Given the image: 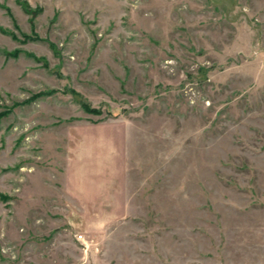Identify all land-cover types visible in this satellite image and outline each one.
Here are the masks:
<instances>
[{
	"label": "rangeland",
	"instance_id": "374dc122",
	"mask_svg": "<svg viewBox=\"0 0 264 264\" xmlns=\"http://www.w3.org/2000/svg\"><path fill=\"white\" fill-rule=\"evenodd\" d=\"M0 28L1 264H264V0H0Z\"/></svg>",
	"mask_w": 264,
	"mask_h": 264
},
{
	"label": "trees",
	"instance_id": "16d2710c",
	"mask_svg": "<svg viewBox=\"0 0 264 264\" xmlns=\"http://www.w3.org/2000/svg\"><path fill=\"white\" fill-rule=\"evenodd\" d=\"M19 2H20V0H18ZM23 8L26 10V12H28V13H30V14H32V15H34L35 13H34V11L29 7V5L27 4V3H24L23 2ZM38 10H41V9H38ZM34 13V14H33ZM1 29V28H0ZM82 106H83V108H85V109H89V106H87L86 104H82ZM1 116H3V115H1ZM0 197H1V199H4V200H9V198L8 197H3L2 195H0Z\"/></svg>",
	"mask_w": 264,
	"mask_h": 264
},
{
	"label": "built area",
	"instance_id": "2783aa9c",
	"mask_svg": "<svg viewBox=\"0 0 264 264\" xmlns=\"http://www.w3.org/2000/svg\"><path fill=\"white\" fill-rule=\"evenodd\" d=\"M78 240L81 241V242H85L84 235H79L78 236Z\"/></svg>",
	"mask_w": 264,
	"mask_h": 264
},
{
	"label": "crops",
	"instance_id": "0c3cea01",
	"mask_svg": "<svg viewBox=\"0 0 264 264\" xmlns=\"http://www.w3.org/2000/svg\"><path fill=\"white\" fill-rule=\"evenodd\" d=\"M1 264V263H0Z\"/></svg>",
	"mask_w": 264,
	"mask_h": 264
}]
</instances>
